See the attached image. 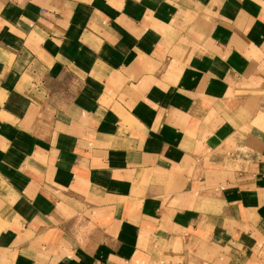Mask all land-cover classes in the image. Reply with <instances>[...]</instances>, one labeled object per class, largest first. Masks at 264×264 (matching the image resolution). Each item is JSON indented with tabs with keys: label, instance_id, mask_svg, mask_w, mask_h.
<instances>
[{
	"label": "crops",
	"instance_id": "obj_1",
	"mask_svg": "<svg viewBox=\"0 0 264 264\" xmlns=\"http://www.w3.org/2000/svg\"><path fill=\"white\" fill-rule=\"evenodd\" d=\"M0 264H264V0H0Z\"/></svg>",
	"mask_w": 264,
	"mask_h": 264
}]
</instances>
